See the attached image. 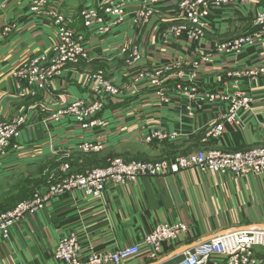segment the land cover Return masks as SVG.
<instances>
[{
  "label": "crops",
  "instance_id": "crops-1",
  "mask_svg": "<svg viewBox=\"0 0 264 264\" xmlns=\"http://www.w3.org/2000/svg\"><path fill=\"white\" fill-rule=\"evenodd\" d=\"M173 2L161 0L163 7L152 16L143 36H137L129 20L104 37L90 38L89 32L84 30L85 45L94 60L117 65L115 70L104 69L105 77L115 86L130 88L126 94L129 102H123L125 106L114 113L113 107L121 102L115 99L120 98H108L101 115L105 124L100 128L82 130L74 120L67 118L56 125L38 123L36 118L33 125L26 124L15 142L18 147L0 157V199L6 200L7 210L29 199L35 191L45 192L49 177L63 176L60 166L64 163L69 164L71 172L81 173L100 167L110 158L139 160L136 152L141 148L148 149V156L162 157L169 151L168 156L176 152L187 154L185 151L193 148L240 152L264 146V75L246 79L239 85L240 90L252 98L251 109L240 114L239 127L225 124L217 139L206 138V131L221 121L227 106L205 104L189 119L182 108L184 96L172 92L170 104L163 105L147 80L132 84L142 68L174 66V60L188 66L193 59L191 46L183 39L167 36L170 27H164L167 23L157 17L158 14L177 16ZM63 3L60 10L72 15L75 7L89 6L93 0H65ZM260 5L264 8V2L260 1ZM51 6L55 7L50 1ZM136 7L133 2L127 13ZM257 9L252 4L226 9L216 19L212 30L205 31L207 49L214 46L209 41L252 34L256 28L250 25V19ZM14 14L19 15L17 10ZM4 19L5 16L0 18V24ZM73 27H78L77 21ZM52 37L53 30L46 27L29 40L23 39L26 42L23 45L0 43V111L5 118L23 111L9 73L29 55L48 47ZM124 40L137 43L143 54L142 61L130 71L124 70L123 60L114 55ZM261 41L260 55L249 50L241 58L239 69L251 70L257 64H264V37ZM234 69L236 66L229 59L214 57L198 68L197 87L205 91H224L225 73ZM83 74L73 69L63 72L52 82L48 99L66 105L76 99H87L88 90L81 87L84 86ZM165 83L173 88L176 82L174 78H167ZM236 89L230 85L227 88L229 93ZM40 96L46 98L45 94ZM156 129L175 132L177 137L148 146L144 137ZM83 142L99 143L102 149L82 153L77 146ZM98 157H102L101 163L97 162ZM177 222L186 224L189 232L181 235L177 242L163 246L156 262L145 257L146 248L142 246V254L123 264H173L181 252L203 245L217 233L253 226L264 228V174L239 180L231 175L191 169L174 176L139 178L132 184L107 186L99 197H87L75 190L54 198L43 210L12 226L8 238L0 234V264H63L53 259V252L59 241L70 233L78 236L83 260L92 252H113L141 244L156 225ZM254 256L264 264V248H255ZM208 264L227 263L224 257L213 256Z\"/></svg>",
  "mask_w": 264,
  "mask_h": 264
},
{
  "label": "built area",
  "instance_id": "built-area-1",
  "mask_svg": "<svg viewBox=\"0 0 264 264\" xmlns=\"http://www.w3.org/2000/svg\"><path fill=\"white\" fill-rule=\"evenodd\" d=\"M103 3L104 15L98 17L93 9H86L84 16L87 19V27L96 23L100 25L97 30L100 35H107V32L112 26L125 24L128 20L131 26H140L150 21L152 16L157 13L158 9L163 5L161 0H100ZM250 0H174L176 15L181 16L189 24L190 35L184 25L173 26L167 30L166 34L174 35L176 38L189 39L196 42H201L204 32L207 28H211L216 22V19L222 13L234 6H244L249 4ZM136 2V9L130 14L127 13L128 7ZM45 0H39L37 5H42ZM163 7V6H162ZM57 11V10H56ZM258 15L257 25L264 26V11ZM50 16L51 13H49ZM59 16L54 19V22L59 20ZM106 19V21H105ZM114 21V22H113ZM58 22V21H57ZM59 23V22H58ZM260 23V24H259ZM256 28L252 34L264 35V28ZM66 31L62 29L63 33ZM254 38L248 37L247 41H252ZM68 42V39H64ZM245 41L235 42L233 45L226 46L217 45L214 51L235 52L239 56ZM70 45V46H69ZM60 46L74 48L81 52L84 49L76 42L68 43L66 46L57 43L52 44V49L58 51ZM197 46V45H196ZM253 43H251V47ZM136 48V47H135ZM134 48V52L136 53ZM73 53H68L63 56L53 66L54 70L67 63L66 61L74 62L77 59V51L70 49ZM123 50V51H122ZM125 52L124 48L121 49ZM192 51H194L192 49ZM202 55V54H201ZM211 55V54H210ZM136 57V56H135ZM204 57V56H203ZM206 62H209L210 57H204ZM124 63L130 65L132 60H123ZM182 63H180L181 65ZM59 66V67H58ZM185 67V64L184 66ZM199 63H191L187 68L191 73H180L179 82L175 79L173 88L166 86L164 81L159 80V75L150 74L145 77L140 72L137 74L139 80L148 79L149 84L154 88V94L159 98V103L166 105L170 104L171 99L169 94L174 92L179 96H184L185 101L182 103V108L185 111L184 116L191 119L195 112L199 111L205 104L215 105L222 101L227 102V112L221 118V121L212 126L206 131V138L217 139L222 135L223 126L225 124L239 127L241 120L239 115L251 108L252 98L245 92L235 94H222L219 92L202 91L196 93V89L192 83H196L195 71H198ZM264 68V67H263ZM259 72H250V78H256L259 75H264V69ZM263 69V70H262ZM153 71V70H151ZM93 79L98 81L94 92L99 93L103 90L106 95L104 98H116L119 90L110 84L100 73L93 76ZM180 83L187 84L186 87L179 85ZM31 84V82H30ZM224 92V91H223ZM196 93V94H195ZM101 95V94H99ZM82 104L73 103L65 114L75 118V121L80 122L83 129L100 128L103 122L91 121L98 115L97 106L101 104L95 103L84 110H80ZM62 113H59L61 115ZM178 116V115H177ZM57 118V117H55ZM13 129L8 125L0 124V145L7 144L11 132L14 133L18 123H13ZM4 131V132H3ZM3 132V133H2ZM177 137L175 132H165L162 129L151 130L146 134L144 140L147 143L155 141L174 140ZM77 149L82 153L97 152L102 149V145L95 142H83L77 146ZM194 168L200 173H214L220 176L231 175L236 179H244L249 176H260L264 174V146L252 149L246 152L225 153L220 151L199 152L190 157L177 158L173 162H127L122 159L110 161L105 167L86 171L83 174H77L70 171L64 163L60 166V170L65 175L64 178L57 179L56 183L48 185L45 192L35 193L32 198L20 202L11 211L0 215V234L4 239L8 238L9 230L12 226L20 223L25 218L42 210L44 206L52 199L64 196L75 190L83 192L87 197H99L105 187L124 186L135 183L139 178H155L174 176L181 171ZM69 170V173L67 174ZM189 228L182 222L165 223L156 225L142 240L141 244L132 245L117 249L113 252H92L85 259L80 258L81 244L78 236L75 233H70L63 237L53 252V259L63 264H123L124 262L135 258L142 254L141 247L146 248L145 257L150 259L152 263L156 262L162 252L163 246L172 244L178 241L181 235L187 234ZM255 248H264V228L262 227H244L235 230H229L217 233L208 242L191 250H184L178 255L173 264H208L213 256H222L226 259L227 264H261L263 261L258 260L254 256ZM151 263V264H152Z\"/></svg>",
  "mask_w": 264,
  "mask_h": 264
},
{
  "label": "rangeland",
  "instance_id": "rangeland-1",
  "mask_svg": "<svg viewBox=\"0 0 264 264\" xmlns=\"http://www.w3.org/2000/svg\"><path fill=\"white\" fill-rule=\"evenodd\" d=\"M50 1L53 2L55 7H52V6L49 7ZM64 1L65 0H45L44 4L37 5L39 0H0V18L2 16H5L3 23L0 24V43H6L7 45H13V46L15 45L17 47V46H20L26 43L25 40L23 39H26L27 41L29 40L30 37L36 36L37 32L41 28L47 27L53 30V37L51 40V44L48 47H46L44 50L39 51L33 55H29L27 59H25L22 63L17 65L15 68H13L11 72L9 73V78H11L12 84L14 86V90L16 92L17 102L22 106L21 108H23L22 109L23 111L10 119L5 118L0 111V124L8 125L10 126L11 129H13L14 126L12 124L18 123V126L14 130V133L11 132L10 137L11 136L12 137L8 140V143L6 145L5 144L0 145V157H4L5 155L8 154L9 150L16 149L18 147V145L15 142L20 137V134H22L23 128L26 126V124L33 125L36 122V119L37 121H39L38 123H41L44 125H48V124L56 125L62 122L66 118L73 121L75 118L68 116V114H65V112L71 106H73V103L82 104L80 107V110H84L87 107L92 106L95 103L101 104L100 106H97V109H99L97 112L98 115L95 116V118L92 119L91 121H97V122L101 121L103 122V125L105 124V121L101 118V115L103 116L105 107L107 105L106 103L107 100L104 98L106 95L104 94L103 90H100L99 93L94 92L96 88L95 86L97 85L98 81L95 82V80L93 79V76H96L97 73H100L103 76V79H106L104 69L115 70L118 67H116L117 66L116 64H112L111 62L109 64L105 62L106 63L105 64L104 62H101V60H96V59L94 60L91 51H88L86 48V45H85L86 37L84 34L85 31H88L89 35H91L90 38L106 36V35L104 36L100 35L98 33L97 30L100 28V25L96 23L92 24L89 27L85 26L86 25L85 21L87 19H85V16H84L85 12H87L86 9L88 8L93 9L98 17L103 16L104 15L103 4H102L103 2L100 0H93V3L89 6H83L82 8L80 6L75 7L72 12L73 14L68 15V14H65L62 10H60V8H62V4H64L63 3ZM260 1L264 2V0H250L249 1V4H252L253 7L258 8L254 13V18L253 19L251 18L252 20L250 19V25L252 23L253 28L259 27V25H257L258 15L261 14L260 13L261 10H264L263 6H262V9L260 7L261 6ZM15 10H17L19 15L16 16L14 14ZM49 13H51L52 16H50ZM7 15H8V18H7ZM57 16L61 17L59 18V20H57L59 23L57 21L54 22V19L56 20ZM157 17H162L164 19L163 22L167 23V25L164 27L169 28L173 26L184 25V26H188V27H185V29L188 30V32H190L189 30H191V28H189V24L185 22V20L181 18V16L179 17L173 16L171 18L168 16H163L162 14H158ZM74 21L75 22L77 21V26H78L77 28L73 27ZM151 21L152 20L150 19V21H147V23L144 25H140L136 27L131 26V27L135 30L136 34H138L137 36L139 35L143 36L146 32V29L150 26ZM123 25L124 24L121 23V24L112 26L110 30L107 32V35H110L112 32L122 27ZM259 28L263 29L264 26H261ZM62 29H65L66 31L62 33L61 32ZM208 30H212V29L207 28L205 31L208 32ZM207 32H204L201 42L199 41L196 42L194 38H192L193 40L191 39H189L188 41L185 40L187 44H189L191 48L194 50L192 51L193 59L189 62L188 66L185 65V67H183L184 64L180 65L179 60H176V61L174 60V64H175V65L173 64L174 66H162V67L159 66L157 68L152 67L151 69L153 71L149 70L150 68H146V69L142 68L143 69V70L141 69L142 75L147 77L152 73L157 76L159 75V80L164 81V83H165V80H167V78H171V79L174 78L178 80L179 82L180 73L182 74L191 73L186 68L190 67L192 62L199 63L200 65H202L204 63H207L204 57L209 56L210 57L209 62L214 57H223V58H227L230 61H232L234 66H236V69L225 73L227 81L225 82V84L222 83V88H223L222 90H224V92L221 91L219 93H222V94L238 93L239 94V93L244 92L243 90H240L239 85L244 84L243 82L244 80L251 79L249 77L250 72H259V70L264 67V64L262 65L257 64L256 67L251 70L239 69L238 67L242 60L241 58L244 55H246L249 50H253L254 52L257 53V55H260L259 47L262 44L261 40L264 36H262L261 34L255 35V34L250 33V34H244V35L237 36V37L236 36L226 37L223 40L215 39L214 41H209V43L212 42L214 46L211 48L209 47L207 49L206 45L208 44L204 42L205 38H207L206 36ZM189 34L192 35V32H190ZM167 36L176 38L174 35H171V34H168ZM249 36L254 39L252 41L250 40L247 41L246 39H248ZM65 38L68 39V42L64 41ZM180 39H183V38H180ZM241 40L245 41L246 43H244V46L241 49V54L239 56L235 52L226 53L225 51L223 52H219L217 50L214 51V47L217 45L225 44L226 46H230V45H233L235 42H238ZM71 42H76L77 44H79L84 49V52H81L72 47L67 48V50H65L60 46V49L58 51H54L52 49V44L54 43H57L62 46H66L68 43L70 44ZM122 42L123 44H120V46L117 49V52L114 55L117 58H121L122 60H127V59L132 60L133 63L130 65L124 63L123 61V69L130 71L134 69V67L142 61L143 54L137 43L132 44L131 42H127V40H124ZM251 43H253L252 47H251ZM135 47L137 48V51ZM122 48H124L125 52H122L123 50L121 51ZM134 48H135L136 53L133 51ZM70 49L77 51V59H74L75 60L74 62H70L68 60L66 61L67 63L61 65L60 67L58 66L59 67L58 70H54L53 68L54 64L58 62L63 56H67L68 53L73 55ZM256 53H254V56ZM113 59H116V58H113ZM68 69L70 70L73 69L76 72L77 70L83 71V73L85 74V75L83 74L84 75V86L82 85L81 87L82 89L85 88L88 90V92H86V94L88 95V98L85 100L76 99V100L71 101L67 105L60 104L58 102H53L52 100H49L48 94L50 90L52 89V85H51L52 82H54L57 79V77H59L63 72H65ZM139 73L140 72H138V74ZM195 75L196 77L198 75L196 71H195ZM136 80H139V77L137 75L132 79L133 85L140 82V81L136 82ZM146 80L148 81V79ZM109 83L112 84L111 82ZM179 85L186 87L187 84L180 83ZM228 85H230L232 88H237V89L229 93L227 90ZM192 86H197V83H195L194 81L192 83ZM115 87L116 89L119 90V94L116 96V98H120V99H115V100L121 101L116 107H113V112L117 113L123 106H125L123 102L125 103L129 102L128 96H126V94L130 90V88L128 90L126 87L124 88L118 87V86H115ZM194 88L197 90L196 93H200L203 91V89L199 86L194 87ZM152 90H154V88H152ZM40 94H45L46 98L43 99L40 96ZM39 98H41L44 101L43 102L42 100L37 101V99ZM156 99L158 100L159 98L156 97ZM45 101H47L48 103L45 104L44 103ZM216 105L228 106V103L222 101L221 103H216L215 106ZM209 106L211 105L209 104ZM250 109L251 108H249V110ZM59 113H62V114L59 115ZM241 118L242 117H240L239 115V120ZM73 123L77 124L79 128L82 130H89V129H83L82 126L80 125V122L78 121L74 120ZM144 142L148 144V146L151 145V143H147L145 140ZM193 149H187L185 151L187 154L176 152L175 154L168 156V154L171 153L169 151V152H166L165 156L157 157L158 155L148 156L149 155L147 151L148 149L141 148L139 149L138 152H136V155H138L139 160H130L127 162L135 161V162H146V163H152V164L159 163V162H170L171 163L177 158L190 157L199 152L218 151V150L208 149V148L194 149V150ZM250 150H247V151H250ZM240 152H246V151H240ZM164 153L165 151L162 152V154ZM225 153H234V152H225ZM125 155L134 156L131 153H125ZM101 158L102 157H98L97 162L101 163L100 161ZM66 159L68 158L66 157ZM115 159H121V158H117V157L110 158L105 164H101L100 167H97V168H103L110 161L115 160ZM66 165L70 169L69 164L66 163ZM97 168H94V169H97ZM191 169H194V168H190L187 170H191ZM85 172H81V173L73 172V173L83 174ZM68 173H69V170L67 174ZM64 177H65L64 174L63 176L58 177V178L56 176L55 177L51 176L49 177L47 183L51 185L53 182L56 183L57 179H61ZM35 193H42V192L35 191L32 194V196ZM68 194H71V193H68ZM32 196L30 198H32ZM52 200H50L49 202H51ZM19 203L20 202H18L17 204ZM17 204H15L14 207ZM7 209H8V205L6 203V200L3 198L0 199V215L12 210V209L7 210Z\"/></svg>",
  "mask_w": 264,
  "mask_h": 264
}]
</instances>
